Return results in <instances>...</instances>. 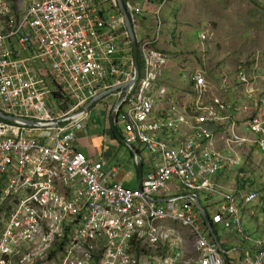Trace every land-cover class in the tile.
Here are the masks:
<instances>
[{
	"label": "built area",
	"instance_id": "1",
	"mask_svg": "<svg viewBox=\"0 0 264 264\" xmlns=\"http://www.w3.org/2000/svg\"><path fill=\"white\" fill-rule=\"evenodd\" d=\"M21 1L16 17L20 0H0V112L13 118L0 119V264H264V238L252 237L242 218L249 205L264 207L260 186L220 182L230 170L264 167L254 158L264 159V89L251 85L247 69L231 83L227 73L207 81L195 68L183 88L168 87L169 59L157 43L169 0H148L155 21L143 34L150 4L123 0L142 67L114 124L151 161L142 188H130L74 145L88 117L83 106L133 76L116 1ZM105 6L115 14L106 17ZM232 86L241 93L233 100L215 94ZM191 193L204 196L218 241Z\"/></svg>",
	"mask_w": 264,
	"mask_h": 264
},
{
	"label": "rangeland",
	"instance_id": "2",
	"mask_svg": "<svg viewBox=\"0 0 264 264\" xmlns=\"http://www.w3.org/2000/svg\"><path fill=\"white\" fill-rule=\"evenodd\" d=\"M127 1L141 7L150 4L148 0ZM107 2L113 3L112 0ZM24 6L21 0L18 5L13 3V15L20 16ZM155 6L150 4L151 11L144 12L140 19L141 34L149 31V27L154 23L152 12ZM108 7L105 6L106 17L115 14ZM160 18L163 32L157 47L169 59L163 84L175 89L176 86L183 88L186 85L184 76L195 68L205 71L207 81L214 79L216 73L224 72L233 83L234 73L240 68H245L249 72L251 85L260 90L264 89V0H169L162 7ZM201 35H204V39H201ZM232 89L233 86L227 92L216 91L215 94L227 99L229 96L233 100L241 93ZM168 90L164 87L162 91ZM114 101V96L100 100L102 104H112ZM96 113L94 111L91 116L90 132L103 130ZM116 127L118 131H123L122 124L118 123ZM141 153L143 157L147 155L145 151ZM254 158L256 164L264 165L261 154ZM242 169L246 171V176L241 180L245 186L249 182L250 189L259 186L264 189V167L258 169L252 163L248 168ZM242 169L228 171L220 182L229 188H235L239 183L237 175ZM200 199L204 202L202 194ZM242 218L245 229L252 237L264 238V207L261 202L253 203L243 210ZM218 231L223 235L222 238L228 234L225 229ZM184 245L185 253L191 254L195 248L194 241L187 237ZM172 248L175 252L179 251L175 245Z\"/></svg>",
	"mask_w": 264,
	"mask_h": 264
},
{
	"label": "crops",
	"instance_id": "3",
	"mask_svg": "<svg viewBox=\"0 0 264 264\" xmlns=\"http://www.w3.org/2000/svg\"><path fill=\"white\" fill-rule=\"evenodd\" d=\"M117 94L115 92L112 96L116 99ZM100 105L104 107H100ZM112 105L113 103L102 104L99 100L89 106L88 117L84 122L83 128L77 134L74 145L89 161L101 160L103 168L108 173L110 180L115 179L120 181L124 186L137 188L139 184V173L136 166V159H141L142 169H145V173L151 167L150 157L142 146L134 144L137 152L136 155L124 141L118 138L110 120ZM94 111L97 112V119L99 120L100 126L103 127L102 131L90 132L89 124ZM234 115L240 116L236 112ZM116 129L118 131L117 127ZM118 132L123 136V131ZM141 151H145L147 155L143 157ZM227 239H231V236ZM232 240L235 243H240L241 237L232 236ZM248 245V243H244L245 249L249 248Z\"/></svg>",
	"mask_w": 264,
	"mask_h": 264
},
{
	"label": "water",
	"instance_id": "4",
	"mask_svg": "<svg viewBox=\"0 0 264 264\" xmlns=\"http://www.w3.org/2000/svg\"><path fill=\"white\" fill-rule=\"evenodd\" d=\"M117 7H118V11L123 19V23H124V27L127 31L128 34V38H129V44L131 47V51H132V56H133V76L130 80H128L127 82H124L120 85H116L113 86L110 90H106V91H101L99 92L94 98L90 99L84 106V109H88L89 106H91L94 102L102 100L103 98H106L108 96H112V94H115V92H117V96L115 101L113 102L111 111H110V120L112 123V127L114 129V132L116 133V135L118 136V138L122 141H124V139L122 138L121 134L117 131L116 126L114 124V117H115V113L116 110L120 107L127 91L134 85V83L136 82V80L139 77V64H138V48H137V42L135 39V35H134V31H133V27L131 25V22L129 20L127 11L125 9L124 6V2L123 0H115ZM0 119L5 120V121H13V118L5 115L4 113L0 112ZM127 144V143H125ZM127 146L134 151V153L137 155V152L135 150V147L132 144H127ZM139 157V156H138ZM136 166H137V170L139 173V184H138V188H142V180H143V175H144V170L142 169V161L140 158L136 159ZM191 197H193L195 199L196 205L199 208L204 221L206 222L208 228L210 229V232L212 234V236H214V238L218 241L216 234L213 230L212 227V223L210 221V217L207 213V211L205 210V208L203 207V205L200 202V199L198 197L197 194H190Z\"/></svg>",
	"mask_w": 264,
	"mask_h": 264
},
{
	"label": "trees",
	"instance_id": "5",
	"mask_svg": "<svg viewBox=\"0 0 264 264\" xmlns=\"http://www.w3.org/2000/svg\"><path fill=\"white\" fill-rule=\"evenodd\" d=\"M138 64H139V71L141 70V67H142V63H141V61L140 60H138ZM54 96L56 97V98H58V102H59V105H60V108L62 109V110H65V109H67L68 108V106H69V102L66 100V99H64L62 96H60V94L59 93H56V92H54ZM240 174V175H239ZM239 175V176H238ZM238 175H237V177L239 178L238 179V181H239V183H238V186L240 187V188H244L245 187V185H244V183L241 181L242 179H243V176L245 175L246 176V171L244 170V169H242L241 171H240V173H238ZM260 193H261V195L264 197V189H262V188H260ZM204 197V196H203ZM209 213V212H208ZM218 237H220V235L218 234Z\"/></svg>",
	"mask_w": 264,
	"mask_h": 264
},
{
	"label": "bare ground",
	"instance_id": "6",
	"mask_svg": "<svg viewBox=\"0 0 264 264\" xmlns=\"http://www.w3.org/2000/svg\"><path fill=\"white\" fill-rule=\"evenodd\" d=\"M25 7V6H24Z\"/></svg>",
	"mask_w": 264,
	"mask_h": 264
}]
</instances>
